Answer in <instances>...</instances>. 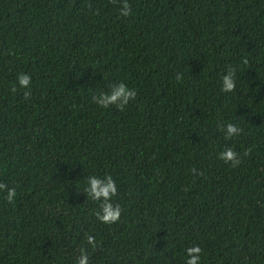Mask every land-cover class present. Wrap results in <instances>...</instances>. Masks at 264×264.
I'll list each match as a JSON object with an SVG mask.
<instances>
[{
    "label": "trees",
    "instance_id": "1",
    "mask_svg": "<svg viewBox=\"0 0 264 264\" xmlns=\"http://www.w3.org/2000/svg\"><path fill=\"white\" fill-rule=\"evenodd\" d=\"M127 3L0 0V264H264V0ZM118 83L135 98L102 109Z\"/></svg>",
    "mask_w": 264,
    "mask_h": 264
},
{
    "label": "clouds",
    "instance_id": "2",
    "mask_svg": "<svg viewBox=\"0 0 264 264\" xmlns=\"http://www.w3.org/2000/svg\"><path fill=\"white\" fill-rule=\"evenodd\" d=\"M131 14V10L127 0H121V5L118 10V15L121 17H128ZM16 83L20 88H28L30 86V77L27 74H19L16 78ZM221 91L231 92L234 87L233 73L231 71L226 72L220 80ZM27 95V93H25ZM136 92L134 89H129L124 83H118L112 87L108 93H101L95 98V102L102 109L107 108L109 105H116L118 108H123L128 104L129 100L135 98ZM225 139H229L238 135L239 129L231 123H226L224 126ZM218 159L224 162H232V164L239 163V158L232 147L229 146L225 150L218 153ZM87 192L91 196L94 202H100L101 207L97 213V219L101 223L111 224L115 223L120 217L119 207H113L110 203V198L116 195V183L111 176H106L103 179L96 176H90L87 178ZM5 186L0 184V191H4ZM16 193L14 189H7L5 193V199L11 202ZM86 243L95 247V242L92 236L86 237ZM186 264H200L201 249L198 246H192L185 249ZM74 264H88V255L84 249L81 248L78 259Z\"/></svg>",
    "mask_w": 264,
    "mask_h": 264
}]
</instances>
